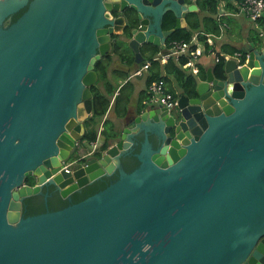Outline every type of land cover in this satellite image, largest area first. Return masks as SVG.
<instances>
[{
	"label": "water",
	"instance_id": "water-1",
	"mask_svg": "<svg viewBox=\"0 0 264 264\" xmlns=\"http://www.w3.org/2000/svg\"><path fill=\"white\" fill-rule=\"evenodd\" d=\"M190 1L0 0V264H264L261 36L225 58L222 78L209 68L176 109L147 106L104 157L65 170L92 112L95 64L126 25L112 12L136 13L126 43L141 64L142 45L164 50L186 27ZM168 12L176 25L163 30ZM137 128L139 165L126 173L119 160ZM114 172L78 203L21 217L25 199L47 204L48 186L71 201Z\"/></svg>",
	"mask_w": 264,
	"mask_h": 264
},
{
	"label": "trees",
	"instance_id": "trees-1",
	"mask_svg": "<svg viewBox=\"0 0 264 264\" xmlns=\"http://www.w3.org/2000/svg\"><path fill=\"white\" fill-rule=\"evenodd\" d=\"M231 1L240 3L242 0H194L195 4L200 9L199 13H190L187 16V27L176 31L171 35L166 41V47L173 41L189 43L192 37L197 32H204L207 34L218 35L221 34L219 23L222 24L221 18H219V4L221 2L225 3V8L231 12H236L237 8L233 6ZM25 11L21 10L17 14L11 17L8 24L15 22L20 15ZM205 12L208 16L205 19H200L199 14ZM220 24V25H221ZM176 25V18L173 13L168 12L163 18L162 28L163 30H171ZM226 25V24H225ZM264 21L259 22V27H263ZM130 36V31H126L124 38L128 39ZM258 34L256 36V41H258ZM206 37L203 34L198 35V41L203 44V53L197 63L199 68V73L195 76L186 71L182 65L187 61L186 57H181L179 62L174 60H169L166 63L153 61L155 55L162 51L160 48L145 44L141 49V53L144 56V62L140 65H136L133 58L132 51L128 48L126 41H119L117 37H113L111 42V48L109 52L95 64V72L97 74V82L89 88L92 98V112L91 115L86 119L84 125L87 128V132L83 135L82 140L85 141H96L98 135L103 137L102 149H106L109 143L115 138V134L112 135L109 131H114V126L112 122L106 117L109 109H113L117 117L123 116L129 106L131 98L135 93L136 86L129 80L125 85L118 91L120 83H116L120 79L127 80L132 72L137 68L142 66L145 61H150L151 65L147 70V74L143 77H137L143 80V89L139 90L138 100L142 98L149 99L148 89L151 84L158 80H164L167 92L172 95L173 98H177L179 93L192 94L194 92L195 86L198 81L205 80L206 72L208 70L209 60L208 57L210 52H213V45H208L206 42ZM195 48V45H192ZM241 53L242 50L231 49L227 53L229 55H234L235 53ZM114 57L119 59L121 64H126L129 67L128 72H121L120 69H112V64ZM220 61L218 63L214 62L212 72L216 78H222L224 59L220 56ZM112 74L114 82L108 77ZM119 74V77L116 75ZM117 84V85H116ZM118 94L116 95V93ZM146 103V102H145ZM121 105V109L118 108ZM100 126L103 130L99 131ZM139 165V164H138ZM138 167V166H137ZM132 171V170H131ZM131 171H126L130 173ZM111 178H103L98 180L82 190L75 192L71 196V201L68 199L61 198L54 188L51 187L49 190V197L47 205L45 204V198L43 195H34L26 199L27 203L31 206L25 212L23 217L33 216L41 214L48 211H56L62 209L70 204L78 203L87 197L105 189L111 183L115 182L117 179L110 180ZM26 185L33 186L32 178H27L25 181ZM48 206V208H46Z\"/></svg>",
	"mask_w": 264,
	"mask_h": 264
},
{
	"label": "flooded vegetation",
	"instance_id": "flooded-vegetation-1",
	"mask_svg": "<svg viewBox=\"0 0 264 264\" xmlns=\"http://www.w3.org/2000/svg\"><path fill=\"white\" fill-rule=\"evenodd\" d=\"M188 1V0H187ZM193 2L192 0L189 2V4ZM193 13V12H192ZM125 16L126 18V25L123 29V33L121 35H115L117 37V40L119 41H123V40H127L126 38H124V33L126 34V31H131L133 28L137 27L138 24L137 22H135L136 20V13L131 10V9H126L123 13L120 12H112L113 18L119 17V16ZM190 14V13H189ZM188 14V15H189ZM114 37V36H113ZM113 40V39H112ZM124 41V42H125ZM144 47V45H142L140 47V53H141V49ZM111 48V46H110ZM129 48V47H128ZM130 49V48H129ZM131 50V49H130ZM132 51V50H131ZM109 52V51H108ZM133 53V51H132ZM142 54V53H141ZM143 56V55H142ZM144 57V56H143ZM133 58H134V62H135V56L133 53ZM117 59V58H116ZM119 61V59H117ZM120 64L119 68H115V69H120L121 72H128L129 67L126 64ZM136 64V62H135ZM136 65H140V64H136ZM142 66L137 67L133 72L132 75L127 79V80H123L120 78L123 77H119V74L116 75V77H119V80H117V82L120 83V86L127 82L128 80L130 82L133 83V81L131 79H135L137 77H143L145 74H147V71L144 72L143 74H141L140 76H135L134 73L140 69ZM113 64H112V69H113ZM112 76V74H111ZM133 76V77H132ZM109 78V77H108ZM125 85V84H124ZM187 95H191V94H187ZM132 100L129 103V106L126 109V112L123 114V116L121 117H117L114 110L113 109H109V111L107 112L106 117L109 118V120L112 122V125L114 126V131H109L111 133V137L112 135H116L115 138L109 143L108 147L106 149H102V142H103V137L100 136V134L97 137L96 141H85L82 140L83 135L87 132V128L84 125V133L81 136V138L79 140H77V144L75 145V147L73 148V150L71 151V155L70 158L65 162L64 165H69V170L72 171L74 169H77L83 165H85V163L87 162V160L91 159V160H99L100 158L104 157L107 153V150L114 145L115 143H117L120 140V135L123 131V129L127 128L131 123H133L135 121V118L140 115L144 109L147 106H150L151 104H148L146 101V97L142 98V100H138V96L136 99H133V97L131 98ZM146 102V103H145ZM119 107L118 108H114L116 109H121V105L118 104ZM85 123V122H84ZM103 130V128L100 126L99 131ZM133 130V129H132ZM153 130V129H152ZM143 132V130L141 131V128L138 130H135V136L132 138L131 142H132V148L128 151H125V153L120 157V166L121 168L126 172L128 171H133L134 169L137 168L139 161L136 159L135 155L139 153L140 151V147L141 144L144 140V134L141 133ZM149 142L152 145L153 149H159L160 147H162L164 145V143L162 142H158L153 135L149 136ZM85 154H89V156H87L85 159L81 160V161H77L78 157L85 155ZM72 162V163H71ZM106 178V177H102L101 179ZM107 178H111L110 180H114L118 178V172H114L111 175L107 176ZM99 179V180H101ZM33 180V185L35 184L36 180ZM96 182V181H95ZM94 183V182H93ZM52 186H48V188H44L43 189V193L44 194H48L49 195V190ZM54 188V187H53ZM83 189V188H82ZM81 189V190H82ZM48 197H47V202H48ZM45 200V199H44ZM46 203V202H45ZM47 205V204H46ZM31 204L26 202V199L22 202V207H21V217L24 216L25 212L28 210V207H30ZM46 208H48V206H46Z\"/></svg>",
	"mask_w": 264,
	"mask_h": 264
},
{
	"label": "built area",
	"instance_id": "built-area-1",
	"mask_svg": "<svg viewBox=\"0 0 264 264\" xmlns=\"http://www.w3.org/2000/svg\"><path fill=\"white\" fill-rule=\"evenodd\" d=\"M237 11L239 14L243 15L245 18L251 22L255 29L258 30L259 36L264 38V25L263 27H259V22L264 21V0H242L237 4ZM222 26L227 27L225 24H221ZM224 28H220V32H223ZM198 35L200 33H195L189 43L185 42H171L164 50L158 52L153 61L166 63L169 60H174L179 62L181 57H186L187 61L182 65L186 71L192 75H197L199 73L198 61L203 53V44L198 41ZM208 45H212V43L206 39ZM195 45V48H192V45ZM210 55H213V52H210ZM228 55L225 56V58ZM224 58V60H225ZM220 61L219 57L215 58V62L218 63ZM151 62L145 61L140 69H138L134 75L140 76L144 72L148 70ZM149 99L146 101L151 105H161L167 110L172 111L177 107V98H173L170 93L167 92L165 87L164 80H158L150 85L148 89ZM65 170H69V165H65Z\"/></svg>",
	"mask_w": 264,
	"mask_h": 264
},
{
	"label": "crops",
	"instance_id": "crops-1",
	"mask_svg": "<svg viewBox=\"0 0 264 264\" xmlns=\"http://www.w3.org/2000/svg\"><path fill=\"white\" fill-rule=\"evenodd\" d=\"M231 2H232L231 4L237 8L238 3L235 1H231ZM199 12H200L199 8L198 11H194V13H199ZM187 16L185 19L186 24H187ZM207 16L208 15L205 12H201V14H199V17L202 20L205 19ZM219 18H221L220 20H222V24H226L227 26V27L222 26L220 25L221 23H219L220 28H224L221 34L213 35V34L204 33L202 31L197 32L203 34L207 39H210L212 41L211 43L213 45L214 51H213V55H209L208 57L209 60L208 69L209 68L213 69V66L215 65L214 62L216 57L221 56L224 59L226 55H229V53L227 52L231 49L243 50L245 46L248 45V43L245 42L246 38H250L251 41L255 42L257 34L259 36L258 30L254 28V26L251 24V22H249L247 18L239 14L238 11L231 12L227 10L225 8L224 2H221L219 4ZM131 80L133 81L135 86L136 84L138 85L137 80H135L134 78ZM137 92L138 91H135V93L133 94V99L137 98L138 96Z\"/></svg>",
	"mask_w": 264,
	"mask_h": 264
},
{
	"label": "rangeland",
	"instance_id": "rangeland-1",
	"mask_svg": "<svg viewBox=\"0 0 264 264\" xmlns=\"http://www.w3.org/2000/svg\"><path fill=\"white\" fill-rule=\"evenodd\" d=\"M210 42H212L210 39H208ZM113 67L114 68H119L120 67V64H119V61L114 57V61H113ZM109 79L111 80V81H113L114 82V79H113V77L111 76V74L109 75ZM135 80H137V83H138V85L136 86V90L137 91H139V90H141V87H142V89H143V80H141V79H138V78H135ZM116 83L118 84L119 82H117L116 81ZM116 84V85H117ZM140 87V88H139ZM139 88V89H138ZM72 163V162H71Z\"/></svg>",
	"mask_w": 264,
	"mask_h": 264
},
{
	"label": "bare ground",
	"instance_id": "bare-ground-1",
	"mask_svg": "<svg viewBox=\"0 0 264 264\" xmlns=\"http://www.w3.org/2000/svg\"><path fill=\"white\" fill-rule=\"evenodd\" d=\"M155 106V105H154Z\"/></svg>",
	"mask_w": 264,
	"mask_h": 264
}]
</instances>
